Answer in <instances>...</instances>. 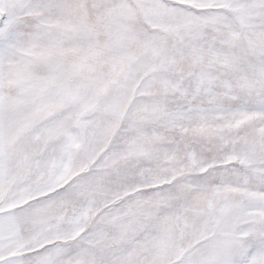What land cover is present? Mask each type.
<instances>
[{"label": "snow or ice", "instance_id": "snow-or-ice-1", "mask_svg": "<svg viewBox=\"0 0 264 264\" xmlns=\"http://www.w3.org/2000/svg\"><path fill=\"white\" fill-rule=\"evenodd\" d=\"M0 264H264V0H0Z\"/></svg>", "mask_w": 264, "mask_h": 264}]
</instances>
